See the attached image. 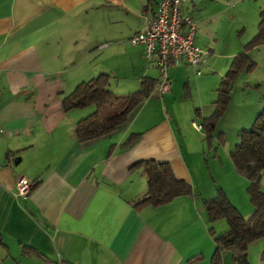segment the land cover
<instances>
[{
	"label": "crops",
	"instance_id": "crops-1",
	"mask_svg": "<svg viewBox=\"0 0 264 264\" xmlns=\"http://www.w3.org/2000/svg\"><path fill=\"white\" fill-rule=\"evenodd\" d=\"M158 1L0 0V264H211L216 244L204 201L221 186L239 211L248 210V196L234 199L222 185L236 177L234 164L215 160L212 169L204 138L200 147L191 145L182 117L170 113L174 79L188 73L191 87L184 61L170 65L169 93L160 97L157 86L127 122L98 140L76 139L93 106L63 109L67 95L102 73L111 75L116 93L137 91L143 77L158 79L143 48L129 46L148 29ZM200 1L184 4L183 12L194 18ZM200 36L206 42L197 24V43L208 52L204 75L214 56ZM125 66L138 73L137 82L113 84L116 68ZM192 84L199 91L214 86L212 106L220 82L205 77ZM132 135L138 141L124 149ZM150 160L169 163L192 195L135 210L132 203L149 188L137 165ZM21 177L34 185L27 198L16 196ZM212 226L216 235L229 229L223 220ZM22 246L42 256L24 254ZM248 259L264 264V238L249 245ZM222 260L234 264L232 252L224 250Z\"/></svg>",
	"mask_w": 264,
	"mask_h": 264
},
{
	"label": "trees",
	"instance_id": "trees-1",
	"mask_svg": "<svg viewBox=\"0 0 264 264\" xmlns=\"http://www.w3.org/2000/svg\"><path fill=\"white\" fill-rule=\"evenodd\" d=\"M262 45H264V7L260 12L258 34L245 46V51L233 59L217 90L218 98L213 103V114L202 119V131L208 150L212 148L217 125L231 103L233 85L243 67L248 64V52ZM253 66L250 65V69ZM111 80V75L102 73L90 81L80 83L72 93L63 99L65 112L85 109L90 106L96 107L94 113L77 124L76 139L78 142H92L115 132L153 95L158 86V79L143 77L137 91L116 93L110 90ZM196 112L200 117L199 110ZM138 139L139 136L132 135L122 147L130 148ZM230 157L236 171L249 181L247 192L254 212L249 218H245L222 189H218L214 198L204 201L211 224L209 232L214 237L216 244L211 264H223L222 252L224 250L232 252L234 264H250L249 245L264 238V191L261 186L264 173V108L252 128L242 131L240 142L230 153ZM137 166L144 169L148 177L149 188L144 197L132 203L135 210L161 207L176 199L192 195V185L187 181L179 180L169 163L150 160L141 162ZM220 220H225L229 229L221 235H216L212 225ZM22 249L26 255L42 256L40 252L31 247L22 246Z\"/></svg>",
	"mask_w": 264,
	"mask_h": 264
},
{
	"label": "rangeland",
	"instance_id": "rangeland-1",
	"mask_svg": "<svg viewBox=\"0 0 264 264\" xmlns=\"http://www.w3.org/2000/svg\"><path fill=\"white\" fill-rule=\"evenodd\" d=\"M263 7L264 0H202L198 2L193 16L199 26L200 33H203L206 41L204 42L200 36L199 44L205 49H212L214 57L210 59L202 76H197L193 69L188 68L191 70L189 71L191 72V87L185 86L188 80V73L185 76V80L182 78L174 79L176 86L173 99H176L172 102L174 108H170V113L173 117H175L174 114H177L180 118L182 117L184 128H187L188 133H190H187V135L191 145H201L204 138V132L196 133L197 130L193 127L192 121L194 120L197 125H200L202 119L205 116H211L214 111L213 105L211 106L210 102H208V95L212 94L211 90L214 86L211 85L210 90L202 89L199 91L194 89L192 82L205 77H209L210 82L222 81L233 59L245 51V46L258 34L260 12ZM124 53L128 54L129 51L124 49ZM248 56V64L243 67L233 85L229 108L217 125L212 148L207 151V159L212 169H215V160L234 164L230 153L240 142V134L242 131L252 128L264 108V45L250 50ZM145 59L148 60L146 57ZM250 65H254L252 69H250ZM108 66L113 69L111 62L108 63ZM116 69L119 70V74H113V84L137 82L138 73H135L133 69L130 70L127 66L123 69L120 67ZM156 73V70L151 68V74L156 76ZM217 86L215 85V89ZM215 95L217 98V92H215ZM93 107L96 109L95 106ZM200 107L202 110L199 109ZM196 110H199L200 117ZM216 154L219 156L218 158L214 157ZM224 178L227 177L222 179ZM207 184L212 188L215 186L212 178H208ZM222 185L227 187V191L230 195H233L234 199L248 196V210L242 208L240 212L245 218H249L253 214L254 208L250 203L247 192L249 187L248 179L237 172L236 177L227 179ZM261 186L264 191V173ZM218 187V189L223 190L221 186ZM215 189L217 195L218 189ZM202 190L203 193H207L205 186H203ZM223 191L226 193L225 190ZM228 198L230 199L229 196Z\"/></svg>",
	"mask_w": 264,
	"mask_h": 264
},
{
	"label": "built area",
	"instance_id": "built-area-1",
	"mask_svg": "<svg viewBox=\"0 0 264 264\" xmlns=\"http://www.w3.org/2000/svg\"><path fill=\"white\" fill-rule=\"evenodd\" d=\"M193 0H159L153 20L145 32L130 39L132 47H142L145 57L154 64L158 76V93L164 97L171 91L172 62L184 61L189 69L201 76L208 52L197 43V23L183 12L182 6ZM199 131L202 126L193 124ZM34 188L33 183L21 177L17 182L16 196L27 198Z\"/></svg>",
	"mask_w": 264,
	"mask_h": 264
}]
</instances>
